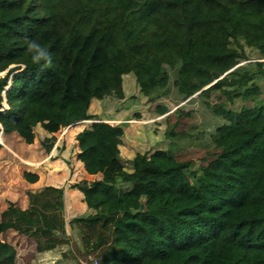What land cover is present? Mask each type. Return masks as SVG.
Masks as SVG:
<instances>
[{
    "label": "trees",
    "instance_id": "1",
    "mask_svg": "<svg viewBox=\"0 0 264 264\" xmlns=\"http://www.w3.org/2000/svg\"><path fill=\"white\" fill-rule=\"evenodd\" d=\"M33 40L51 66L32 62ZM245 48L259 56L256 71L237 69ZM263 66L264 0H0V137L32 145L39 126L49 155L56 133L98 120L92 100L124 98L126 75L149 98L167 87V67L182 101L218 92L232 104L261 94ZM212 109L225 123L198 172L159 149L148 157L158 170L137 178L120 157L122 127L93 122L78 134L77 160L96 176L71 186L91 212L69 222L86 264H264V106ZM27 198V209L0 212V235L32 239L36 253L67 245L63 190ZM0 264H19L2 240Z\"/></svg>",
    "mask_w": 264,
    "mask_h": 264
},
{
    "label": "rangeland",
    "instance_id": "2",
    "mask_svg": "<svg viewBox=\"0 0 264 264\" xmlns=\"http://www.w3.org/2000/svg\"><path fill=\"white\" fill-rule=\"evenodd\" d=\"M245 52L248 61H242L237 69L239 71H256L254 62L259 60L257 52L249 48H245ZM164 70L169 79L167 87L154 90L149 98L139 93L134 76L129 74L123 77L125 100L110 96L97 105L100 110H103L102 119L107 121H110V118L107 117L108 111V115L122 111L120 120L126 121V123L120 125L125 130V135L127 134L126 138L123 137L126 145L124 144L122 149H126L127 154H129L128 158H124V162L129 166V171L133 172L137 178H141L147 173H155L158 170L148 162V157L157 149L170 151L177 161H190L192 169L197 172L201 167L206 166L216 152L213 141L215 129L225 123L222 118L214 115L213 105L224 102L226 108L234 111L242 107L264 106V77L255 80L261 91L257 97H250L246 100L235 99L232 104H229L218 92H213L208 99L194 96L182 101V96L173 86L175 75L167 67ZM160 108H166L167 113L159 116L158 110ZM89 125L88 123L80 124L82 129ZM172 131L176 135H171L170 132ZM64 132L61 131V134L63 135ZM44 134L45 132L37 126L35 136L38 142ZM61 134H59L60 137ZM16 138L18 137L14 133L0 137L1 143L14 147L13 152H7V154L3 150L0 152L1 209L6 207L9 202L20 204L21 199H23L25 189L21 186V173L25 168L30 169L34 165L28 162H37L38 167H42L46 163V159L42 161L44 157L39 153L42 151L40 145L35 142L34 145L27 146L23 141ZM15 141H17L16 144ZM68 147L72 149V143ZM69 160L72 163V159L69 158ZM12 199L14 201H11ZM90 213V210L85 207L84 209L81 208V211L69 213V215H75V218H79ZM65 228H67V234L66 229H64L65 235L70 238L67 240L69 243L68 246L64 245L57 248L60 252H57L60 254L57 258L60 261L53 262V264H86L77 229L71 228L69 222ZM16 235L11 233L4 237L2 234L0 239L16 246L18 261L20 264H25L31 253L35 254L33 249L35 242L32 239H25ZM35 257L34 255L31 258L30 264L32 261H34L32 264H51L44 258H39V260Z\"/></svg>",
    "mask_w": 264,
    "mask_h": 264
},
{
    "label": "crops",
    "instance_id": "3",
    "mask_svg": "<svg viewBox=\"0 0 264 264\" xmlns=\"http://www.w3.org/2000/svg\"><path fill=\"white\" fill-rule=\"evenodd\" d=\"M103 100H92L90 107H89V110H88V114L95 116V119H98V120H90V121L78 123L73 127H67V128L62 129L61 131L67 130V133L65 135H62L61 131H59L58 133H56L54 135L57 140L55 141V145L52 148L49 155L44 152V150L40 144L41 141L45 137H48L49 135L45 132V134H44L45 137L43 136V138L41 140H39V142L36 140V136H35V140H34V143L32 145H34L35 142L37 143V145H40V147L42 148V151H39V153L44 157V159L42 158V161H44L46 159V163L43 164L42 167L41 166L38 167L39 164L37 162L36 163L28 162V163H32L34 165L30 164L33 166V168H30V169L25 168V170L22 171V173H21V186H23V188L25 189L24 194H23V199H21L20 204L15 203V202H9L7 204V206L4 207L3 209H1V206H0V212L5 211L8 208V205L10 203L14 204L15 206L19 207L22 210L27 209V207H28L27 193H29V192L30 193H38L47 186H52L55 189H62L63 190L64 206H63L62 217H63L65 226L68 222H70L73 218H75V215L70 216L69 213H76V211H81V208L84 209L86 207V205L82 201L83 200L82 193H80L77 189L72 188L71 186L74 184H79L81 181L90 182L93 179H95L96 176L88 175L84 169L83 163H81L80 161L77 160V155L80 153V151L78 148V143H77L76 138H77L78 134H80L84 130V129H82L81 126H80V129L77 130V127L80 124H84V123L91 124L93 122H105L111 126L116 125V126H120V127H122L120 124H124V122L126 123V121L120 120V117L122 115V111L114 112V114L111 113L110 115H108V112H109L108 111L107 117L110 118L109 119L110 121L102 119L103 116L101 113L103 110H100L97 105L100 104V102ZM124 100H125V98H124ZM39 128L41 129V127H39ZM125 133L126 132L124 130V135H123L124 138H126V136H127V134L125 135ZM1 134L2 133H0V135ZM59 134H61V137ZM123 137H122V144L119 147V150H120L121 159L123 161H125L124 158L125 157L128 158L129 154H127L126 149H124V150L122 149L126 145L125 144L126 142L123 140L124 139ZM16 139L19 140V138H16ZM69 141H71V142H69ZM14 143L16 144L17 141H15ZM70 143H72V147H71L72 149H70L68 147V145ZM1 144H2V148L0 149V152L2 150L5 151L6 154H7V152H13L14 147L8 146L4 143H1ZM32 145H27V146H32ZM157 150H159V149H157ZM162 150H164V149H162ZM69 158L72 159V163L70 162ZM148 162L151 163L150 160H148ZM25 173L38 176V180L35 183L27 182L23 178V174H25ZM11 201H14V200L12 199ZM81 213H83V212H81ZM65 229H66V234H67V228H65ZM11 233H15V232L7 231L6 233H4V237H6V235L11 234ZM15 234H17V233H15ZM16 236H21V235L17 234ZM21 237L25 238L24 236H21ZM2 241H4V240H2ZM15 248H16V246H15ZM33 249H34L35 254L31 253L30 258L26 259L25 264H30L31 258L34 255L36 256L35 259L36 258L37 259L44 258L47 260V262H50L51 264H53V262L60 261L57 258L60 255L57 253V252H59V249H55L53 251L42 252V253H36L35 247ZM17 261H18V254H17ZM32 262H34V261H32ZM32 262H31V264H32ZM18 263H19V261H18Z\"/></svg>",
    "mask_w": 264,
    "mask_h": 264
},
{
    "label": "clouds",
    "instance_id": "4",
    "mask_svg": "<svg viewBox=\"0 0 264 264\" xmlns=\"http://www.w3.org/2000/svg\"><path fill=\"white\" fill-rule=\"evenodd\" d=\"M27 48L29 53H31V60L35 64H39L41 62L44 63L45 66H51L52 65V56L48 52L47 49L42 47L39 43L36 41H28L27 42Z\"/></svg>",
    "mask_w": 264,
    "mask_h": 264
}]
</instances>
